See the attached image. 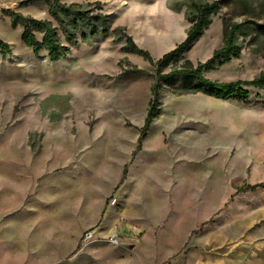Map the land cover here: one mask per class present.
<instances>
[{
	"label": "rangeland",
	"instance_id": "obj_1",
	"mask_svg": "<svg viewBox=\"0 0 264 264\" xmlns=\"http://www.w3.org/2000/svg\"><path fill=\"white\" fill-rule=\"evenodd\" d=\"M23 1L0 0L10 50L0 53V264H264V190L238 192L264 182V91L248 89L239 104L194 93L184 77L164 82L119 185L155 67L112 34L132 35L155 62L185 39L195 7L217 2L203 35L163 73L206 62L238 25L240 56L203 76L249 81L264 71V0H59L99 2L113 18L107 36L56 62L34 56L3 14L51 20L45 0Z\"/></svg>",
	"mask_w": 264,
	"mask_h": 264
},
{
	"label": "trees",
	"instance_id": "obj_2",
	"mask_svg": "<svg viewBox=\"0 0 264 264\" xmlns=\"http://www.w3.org/2000/svg\"><path fill=\"white\" fill-rule=\"evenodd\" d=\"M42 0H26L18 4L19 7H26L29 4ZM48 6V14L51 20H38L21 15L20 13L3 10V14L10 19V26L13 30L20 27L22 32L20 40L23 45L30 49L34 56L39 53H46L52 62L60 60L69 53L70 47H76L79 43H88L97 37H104L110 33L112 15L103 13L102 4L94 2L83 6L78 3L64 4L59 0H45ZM218 10V3L203 4L195 7V12L186 17L189 27L185 39L173 50L165 53L157 61H153L148 51L139 48L132 38L122 29L112 31L118 34L117 42H124L121 48L123 53L142 58L144 61L153 64L155 73L153 84L150 87V100L148 102L147 113L140 128L139 135L133 149L130 161L124 165L122 175L119 180L121 185L127 176L128 166L134 161L141 151L142 142L147 137L152 121L158 117L159 89L164 82L184 77L194 82L191 91L218 100H231L239 104L249 103L250 91L254 89L264 91V71L257 77L249 81H234L228 83L212 82L204 78L203 74L229 63L233 58L240 56V50L236 45V35L240 30L238 25L226 27L223 46L213 51L211 57L204 63L193 67L186 62L179 69H173L168 73L163 71L169 67L176 66L182 61L185 52L203 35L204 31L211 24V16ZM61 37L63 42H61ZM0 53L10 54L9 45L0 40ZM264 190V182L246 186L238 192ZM208 222L202 223L199 231ZM80 249L78 245L71 255ZM70 258V256H69ZM58 264H68V258Z\"/></svg>",
	"mask_w": 264,
	"mask_h": 264
},
{
	"label": "built area",
	"instance_id": "obj_3",
	"mask_svg": "<svg viewBox=\"0 0 264 264\" xmlns=\"http://www.w3.org/2000/svg\"><path fill=\"white\" fill-rule=\"evenodd\" d=\"M90 235H87V239H89ZM108 242L111 244H115L116 243V238L114 236H111L108 238Z\"/></svg>",
	"mask_w": 264,
	"mask_h": 264
},
{
	"label": "crops",
	"instance_id": "obj_4",
	"mask_svg": "<svg viewBox=\"0 0 264 264\" xmlns=\"http://www.w3.org/2000/svg\"><path fill=\"white\" fill-rule=\"evenodd\" d=\"M188 24V23H187ZM188 27H189V25H188ZM132 38H133V40L135 41V39H134V37L132 36V35H130Z\"/></svg>",
	"mask_w": 264,
	"mask_h": 264
}]
</instances>
